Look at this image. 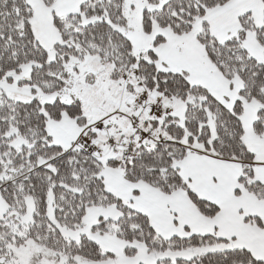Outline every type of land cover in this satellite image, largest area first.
I'll use <instances>...</instances> for the list:
<instances>
[{"label":"snow or ice","instance_id":"snow-or-ice-1","mask_svg":"<svg viewBox=\"0 0 264 264\" xmlns=\"http://www.w3.org/2000/svg\"><path fill=\"white\" fill-rule=\"evenodd\" d=\"M0 264H264V0H0Z\"/></svg>","mask_w":264,"mask_h":264}]
</instances>
